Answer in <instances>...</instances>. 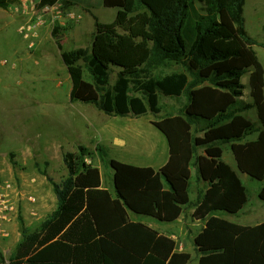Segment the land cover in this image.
I'll list each match as a JSON object with an SVG mask.
<instances>
[{
  "label": "trees",
  "instance_id": "obj_1",
  "mask_svg": "<svg viewBox=\"0 0 264 264\" xmlns=\"http://www.w3.org/2000/svg\"><path fill=\"white\" fill-rule=\"evenodd\" d=\"M17 1L0 0V8L9 10ZM82 1L40 0L38 7L61 4L67 10ZM245 3L101 0L100 5L118 11L114 21L97 22L93 53L84 48L62 52L72 80L71 100L127 116L161 111L159 92L184 93V115L155 122L167 139L169 159L157 170L110 158L111 191L103 187L102 172L92 162L97 154L107 157L102 145L92 150L79 144L65 152L67 175L62 181L42 171L53 186L57 208L34 232L19 218L22 237L9 264H192L190 252H171L173 244L159 237L157 229L130 218L134 212L177 222L189 206H196L194 218L206 221L194 239L200 264H264V222L243 225L220 215L236 214L250 200L249 188L223 158L224 144L242 141L256 130L241 114L253 105L239 99L245 88L242 77L250 69L263 128L257 140L232 148L240 169L263 182L259 197L264 200V68L253 49L264 43L247 31ZM59 30L55 26L54 37ZM57 42L63 49L61 40ZM112 66L121 68L114 85ZM173 66L180 71H164ZM134 91L143 96H133ZM195 119L205 120L204 137L192 131ZM200 148L205 154L197 158L199 179L207 188L193 203L191 166Z\"/></svg>",
  "mask_w": 264,
  "mask_h": 264
},
{
  "label": "rangeland",
  "instance_id": "obj_2",
  "mask_svg": "<svg viewBox=\"0 0 264 264\" xmlns=\"http://www.w3.org/2000/svg\"><path fill=\"white\" fill-rule=\"evenodd\" d=\"M30 1L34 2L32 5L39 14L43 13L46 21L38 30L33 48L29 46L30 39L20 32V27L29 17L18 10L19 3L9 10L0 8V264L10 263L12 253L7 248L14 249L18 232L22 237L19 218L22 217L25 227L34 232L50 214L55 200L57 207L53 186L42 171L47 170L56 182H60L67 175L63 161L65 152L76 150L79 144H85L92 150L102 145L107 157L102 158L97 154L92 162L100 168L105 185L114 191V170L109 159L148 164L151 160L146 157V152L143 155L137 153L136 156L132 153L144 150L147 144L157 142L158 138L165 140L155 122L184 115L182 110L188 103L184 93L168 95L159 92L161 111L158 113L148 109L140 115L131 113L119 116L107 114L89 103L72 101V80L62 52L84 48L92 54L97 22L114 21L118 10L96 2L89 6L83 0L67 10L61 4H56L53 9L43 12L37 6V0ZM244 15L249 34L257 42L264 43V0H246ZM57 25L60 27L58 38L53 36ZM58 39L63 49L59 48ZM253 49L264 68V46L254 45ZM120 70V67L112 66L111 85L116 82ZM252 70L242 77L245 88L239 99L253 105L242 110L241 114L252 121L256 130L242 141L235 140L223 145V158L235 160L233 165L228 163L249 188L250 200L239 213L220 214L231 221L254 224L264 221V200L259 197L263 182L240 169L232 148L233 144L257 140L263 128L252 95ZM164 71L171 73L180 71V68L173 66ZM86 73L90 78L87 69ZM132 95L143 96L136 91ZM205 124V120L195 119L192 131L196 137H204ZM120 140H125L126 144L117 145L116 142ZM204 154L205 149L200 148L191 166L193 203L197 202L199 191L207 188L206 181L199 179L197 160L199 155ZM40 204H45L44 209L37 214ZM191 208L185 209L187 220H190ZM140 217L156 222L164 230H175L178 226L175 222ZM200 227H197V231ZM188 242L193 244V237Z\"/></svg>",
  "mask_w": 264,
  "mask_h": 264
},
{
  "label": "crops",
  "instance_id": "obj_3",
  "mask_svg": "<svg viewBox=\"0 0 264 264\" xmlns=\"http://www.w3.org/2000/svg\"><path fill=\"white\" fill-rule=\"evenodd\" d=\"M37 1L39 2L40 0H37ZM90 1L96 2L99 5L101 3V0H90ZM26 2H28V0H18L17 1V3H19V5H18L19 7H21L22 4L24 5V3H26ZM15 4H12L11 6H13ZM11 6H10V8H11ZM22 13L28 17L30 16V15H27V14H30L28 11H27V13H24V12H22ZM164 139L165 140H161L158 138L157 142L147 144L145 146L144 150H139L138 152L136 150L134 153H132L134 156H136L137 153H139V155H143L146 152V155H147L146 157L151 160L150 162H148V164L132 163V162H136V161H128V163H131V164H134L137 166H152V167L156 168L157 170H159L162 166H164L166 164V162L168 161L169 156H170L169 145H168L167 139H166V137ZM116 144L124 146L126 144V142H125V140H120V142L119 143L116 142ZM73 151H75V150H73ZM224 159L226 160L225 156H224ZM226 161L229 162L231 165H233L235 163V160H232V159L226 160ZM103 187L108 188L110 190V188L105 185L104 178H103ZM191 200H192V198H191ZM44 205L45 204H40V206L38 208L39 211L37 212V214H39L40 212L43 211L42 209H44ZM56 208L57 207H56V200H55V204H54L53 208L50 210V213H52ZM195 208H196V206L192 207L190 209V211H191L190 220H187V217L185 215V211L182 213V215L178 219V221L175 222L178 225L175 230H173V229H170V230L161 229V227H159L156 224V222H154L152 220H144L140 217V215L135 214L134 212H130V218H131V220H141V221L145 222L146 224H148L149 226L157 229L160 232L159 237L163 236L166 240H168L170 243L173 244V248L171 249V252H173V251L190 252L192 254V257H193V263L192 264H200V254L198 253L197 247L195 246L194 239H195L196 235L203 229V227L206 224V221L198 220V219L193 217V213L195 211ZM7 217H9V215H7ZM224 218H226V217H224ZM153 219H155V218H153ZM228 220H230V219H228ZM156 221H159V220L156 219ZM5 222L6 221H3V223H5ZM159 222H162V221H159ZM247 222H249V221H247ZM247 222L246 223H240V224L255 225L257 223L264 222V221H259V222L254 223V224L253 223H247ZM237 223H239V222H237ZM8 225H10V224H8ZM197 225H199V226H197ZM15 226L16 225L13 222V227L15 228ZM197 227H200L199 231H197L198 230ZM184 232H185V235L183 234ZM16 237L18 239H17V242L14 246V249L13 248H7L9 250V252L12 254L16 250V247H17V245L21 239L20 238V232H18ZM192 237H193V244H189L188 241ZM157 243H159V241ZM160 246L163 248H166L164 245H160Z\"/></svg>",
  "mask_w": 264,
  "mask_h": 264
},
{
  "label": "built area",
  "instance_id": "obj_4",
  "mask_svg": "<svg viewBox=\"0 0 264 264\" xmlns=\"http://www.w3.org/2000/svg\"><path fill=\"white\" fill-rule=\"evenodd\" d=\"M34 2L28 0V2L22 4L21 7L18 6V10H22V12L30 14L29 19L25 21V23L20 27V32L24 34L26 39H30L29 46L31 48L35 45V39L38 37V30L45 24V18L43 13L39 14L38 9H36ZM38 6V5H37ZM54 6H45L42 8L43 12L47 9H53ZM8 215V214H5Z\"/></svg>",
  "mask_w": 264,
  "mask_h": 264
}]
</instances>
